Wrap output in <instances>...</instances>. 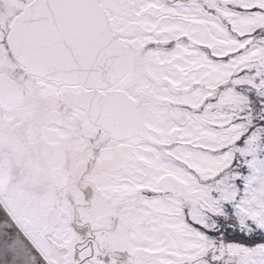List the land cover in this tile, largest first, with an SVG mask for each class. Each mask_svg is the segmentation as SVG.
<instances>
[{
	"label": "snow or ice",
	"instance_id": "1",
	"mask_svg": "<svg viewBox=\"0 0 264 264\" xmlns=\"http://www.w3.org/2000/svg\"><path fill=\"white\" fill-rule=\"evenodd\" d=\"M0 264H264V0H0Z\"/></svg>",
	"mask_w": 264,
	"mask_h": 264
}]
</instances>
